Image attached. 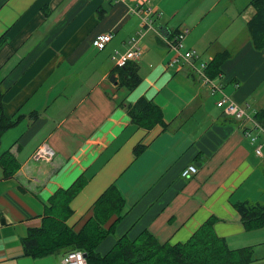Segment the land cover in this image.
<instances>
[{"label":"crops","instance_id":"obj_1","mask_svg":"<svg viewBox=\"0 0 264 264\" xmlns=\"http://www.w3.org/2000/svg\"><path fill=\"white\" fill-rule=\"evenodd\" d=\"M251 1L150 0L160 13L153 18L157 32L146 33L141 58L130 62L140 83L129 92L119 86L111 56L125 53L139 30L132 0H0L3 113L16 122L1 136L0 155L10 153L18 165L11 178L0 167V264H61L63 256L25 257L21 239L40 226L53 194L78 179L83 187L67 221L75 231L110 185L125 200L127 211L98 246L100 256L118 238L144 231L161 244L185 243L214 217L215 233L230 249L253 247L251 264H264V228L244 230L234 208L264 202V157L244 135L250 123L224 115L216 107L221 95L181 59L169 66L175 55L163 42L187 30L184 49L201 62L225 54L213 81L253 118L264 109V49H255L248 33ZM106 33L113 38L97 51L92 42ZM140 97L161 109L167 129L130 124L122 105ZM252 134L264 144L263 135ZM137 144L146 148L134 158ZM44 145L52 159L34 161ZM189 165L197 172L184 179Z\"/></svg>","mask_w":264,"mask_h":264},{"label":"trees","instance_id":"obj_2","mask_svg":"<svg viewBox=\"0 0 264 264\" xmlns=\"http://www.w3.org/2000/svg\"><path fill=\"white\" fill-rule=\"evenodd\" d=\"M250 7L253 14L247 22V29L255 49H264V0H252ZM225 54L216 55L205 70L213 79L219 73ZM118 84L127 91H133L140 83L137 63H127L116 68ZM4 89L0 83V140L5 131L13 127L15 120L8 119L3 113ZM131 125L145 132L156 126L163 130L169 126L163 119L161 109L151 100L140 97L133 104L122 105ZM264 129V109L252 118ZM146 146L137 144L133 156L137 158ZM0 167L4 178H11L18 169L13 156L4 152L0 155ZM83 187L78 179L68 189L57 190L45 206L41 224L37 228H28L26 236L21 239L23 255L33 260L48 256H64L71 251L86 254V264H251L254 260L253 247L230 249L224 238L216 235L214 225L217 219L209 218L185 243L171 245L159 243L147 231L134 240L126 236L118 238L105 255L97 253L98 246L109 235L114 234L115 226L126 213L125 200L110 185L93 204L92 215L84 226L75 231L67 221L73 212L70 207L72 199ZM239 221L246 231L264 228V202H238L234 204ZM114 220L106 227L110 220Z\"/></svg>","mask_w":264,"mask_h":264},{"label":"built area","instance_id":"obj_3","mask_svg":"<svg viewBox=\"0 0 264 264\" xmlns=\"http://www.w3.org/2000/svg\"><path fill=\"white\" fill-rule=\"evenodd\" d=\"M109 3H115L121 0H102ZM135 4L134 8L131 9V14L138 16L140 20L139 30L136 37L130 38L128 41L129 48L123 54H118L117 52L111 56L116 68H122L129 62H138L143 53L141 47V39L149 31H156L154 27V16H160L156 10L151 6L150 0H132ZM187 35V30L178 31L177 33L170 35L169 37H163V42L166 48L173 52L175 58L170 61L169 66H172L174 62L181 59L182 62L190 67L192 71L195 72L200 78L203 86H205L211 93H218L221 95L220 99L216 102V107L222 111V113L228 117H232L236 120L250 123V127L246 128L244 131L245 137L249 138L251 144L254 145V153L258 158L264 157L263 146L264 144L257 141L258 136L253 135V131H257L258 134L264 136V129L255 122L252 118H249L245 111L240 108L231 98L222 94V88L220 85L214 83L206 73L205 70L208 66L207 62H201L200 58L193 50L183 49V42ZM113 34L106 33L98 35L94 38L92 45L97 51H102L105 46L112 40ZM199 62L198 66L194 63ZM53 157V151L44 145L40 147L34 154V161L48 162ZM197 169L193 165L185 167L181 171V177L188 179L195 175ZM61 264H86V258L84 253L81 251H71L65 254L62 258Z\"/></svg>","mask_w":264,"mask_h":264},{"label":"rangeland","instance_id":"obj_4","mask_svg":"<svg viewBox=\"0 0 264 264\" xmlns=\"http://www.w3.org/2000/svg\"><path fill=\"white\" fill-rule=\"evenodd\" d=\"M101 2H103V3H107L108 5H110L109 4V2H106V1H102V0H100ZM244 13H247V16H248V18L250 19V14H252L253 13V10L251 9V7H249L248 9H246L245 11H244ZM248 19V20H249ZM134 37H136V35L134 36ZM165 45V44H164ZM166 47V46H165ZM183 51H185V49H184V42H183V49H182V52ZM197 54V53H196ZM198 55V54H197ZM198 57H199V55H198ZM261 234H264V230H263V232H261Z\"/></svg>","mask_w":264,"mask_h":264},{"label":"water","instance_id":"obj_5","mask_svg":"<svg viewBox=\"0 0 264 264\" xmlns=\"http://www.w3.org/2000/svg\"><path fill=\"white\" fill-rule=\"evenodd\" d=\"M110 81H111V82H115V81H114V75H111V77H110ZM1 222H2V224L4 223V221H1ZM86 256H87V255L84 254V257H85V258H86Z\"/></svg>","mask_w":264,"mask_h":264}]
</instances>
